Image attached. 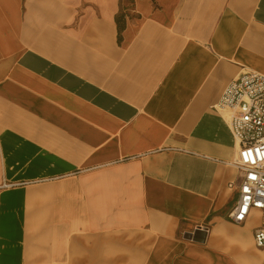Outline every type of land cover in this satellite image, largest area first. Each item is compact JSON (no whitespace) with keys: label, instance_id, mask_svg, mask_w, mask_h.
<instances>
[{"label":"crops","instance_id":"crops-1","mask_svg":"<svg viewBox=\"0 0 264 264\" xmlns=\"http://www.w3.org/2000/svg\"><path fill=\"white\" fill-rule=\"evenodd\" d=\"M121 6L0 0V264H261L214 105L264 75V0Z\"/></svg>","mask_w":264,"mask_h":264},{"label":"built area","instance_id":"built-area-1","mask_svg":"<svg viewBox=\"0 0 264 264\" xmlns=\"http://www.w3.org/2000/svg\"><path fill=\"white\" fill-rule=\"evenodd\" d=\"M214 109L229 115L239 145L232 164L239 179L229 185L237 187L238 197L230 218L244 224L255 213L264 215V75L254 71L238 75ZM254 238L256 246L264 249V225L256 229Z\"/></svg>","mask_w":264,"mask_h":264},{"label":"rangeland","instance_id":"rangeland-1","mask_svg":"<svg viewBox=\"0 0 264 264\" xmlns=\"http://www.w3.org/2000/svg\"><path fill=\"white\" fill-rule=\"evenodd\" d=\"M121 2H122L121 11L117 17L120 20V22L123 24L126 21V16H129L132 19H134V18H136L137 15L135 13L131 12V10L134 6V0H121ZM123 3H125V4L123 5ZM195 236H196V234H194V237L193 236L192 237L195 239L196 238ZM263 263H264V255H262V258H261V264H263Z\"/></svg>","mask_w":264,"mask_h":264},{"label":"trees","instance_id":"trees-1","mask_svg":"<svg viewBox=\"0 0 264 264\" xmlns=\"http://www.w3.org/2000/svg\"><path fill=\"white\" fill-rule=\"evenodd\" d=\"M117 23H118V28H119V34L121 36V33H122L123 28L121 27V24H120V20L119 19H118Z\"/></svg>","mask_w":264,"mask_h":264},{"label":"water","instance_id":"water-1","mask_svg":"<svg viewBox=\"0 0 264 264\" xmlns=\"http://www.w3.org/2000/svg\"><path fill=\"white\" fill-rule=\"evenodd\" d=\"M197 232H200V230L198 229ZM195 234H197V233H195ZM188 238H193V237H192V235H188ZM195 240H197V239H195Z\"/></svg>","mask_w":264,"mask_h":264}]
</instances>
